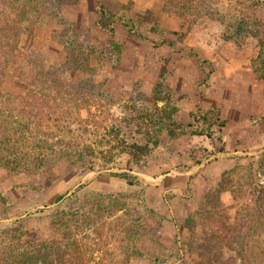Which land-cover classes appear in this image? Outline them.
Instances as JSON below:
<instances>
[{
  "label": "rangeland",
  "instance_id": "obj_1",
  "mask_svg": "<svg viewBox=\"0 0 264 264\" xmlns=\"http://www.w3.org/2000/svg\"><path fill=\"white\" fill-rule=\"evenodd\" d=\"M23 20L10 72L52 91L37 107L4 87L48 138L0 133V257L48 243L61 264H264V221L240 246L209 232L264 196V2L39 0ZM202 42H226L233 75Z\"/></svg>",
  "mask_w": 264,
  "mask_h": 264
},
{
  "label": "trees",
  "instance_id": "obj_2",
  "mask_svg": "<svg viewBox=\"0 0 264 264\" xmlns=\"http://www.w3.org/2000/svg\"><path fill=\"white\" fill-rule=\"evenodd\" d=\"M26 1H28L29 6L26 7ZM256 3H262L264 0H254ZM20 0H0V133H11L21 127L20 141L28 140H39L42 136L43 142L48 138L46 134L41 132V130L32 128L30 129L29 120L18 119V115L10 108L8 105L9 98L12 96V92L6 89L4 86L9 84L10 81H17L23 87L22 95L18 94L20 97V102L24 105L34 104L40 107L43 103V97L47 91H52L50 88H46L42 82H39L35 77L30 81L27 73L20 69V73L14 74L10 72L9 67L13 63L14 57L18 51L20 37L24 34L29 33L27 30V22L23 19L31 14L39 5V0H23L19 11L16 10L15 5H19ZM100 3V0H97ZM100 13L103 19L107 17L110 22H115L111 14H107V10L100 4ZM11 10L17 15L16 20L11 18ZM107 15V16H106ZM102 20V19H101ZM240 25V23H239ZM50 76V75H49ZM50 89V90H49ZM59 93V92H51ZM6 98V100H4ZM175 113V110L168 113L169 117ZM18 123H20L18 125ZM31 131V132H30ZM196 135L203 136L202 131H196ZM207 137H211V134H207ZM223 150L217 151L221 153ZM216 153V155H217ZM263 176V175H262ZM118 177L124 179L128 183H131L129 176L125 173H121ZM264 193V190H261ZM260 194V192H258ZM59 196L56 200L61 199ZM217 213V212H216ZM236 217L234 221L230 223L227 216H222L220 212L215 214L217 216V223H214V227L209 231L212 235L211 238L218 244L222 240H226L228 244L233 243V245L240 246L241 242L245 239H250V229H256L259 224L264 221V196L257 195L253 204H243L235 212ZM238 220V221H237ZM241 220V221H240ZM245 221V222H244ZM222 245V244H220ZM28 247L26 251H16L10 246L5 248L4 254L0 257V264H61L65 261H71L72 256L66 258V251H60V249L51 246L50 244H22L21 247ZM30 247V248H29ZM71 259V260H69Z\"/></svg>",
  "mask_w": 264,
  "mask_h": 264
},
{
  "label": "crops",
  "instance_id": "obj_3",
  "mask_svg": "<svg viewBox=\"0 0 264 264\" xmlns=\"http://www.w3.org/2000/svg\"><path fill=\"white\" fill-rule=\"evenodd\" d=\"M226 45V42H222V44H218V43H215V44H210L211 45V48H210V50H208V51H211L212 50V54H216L217 56H215V57H213L214 59H212L211 58V56H208V55H205L204 53H207L208 51L205 49V48H203L204 46L205 47H207L208 45L206 44V43H204L203 44V42L199 45V48H198V50H197V52H198V55H199V57H203V58H208V59H210L211 61H217L218 62V59H221V60H223V61H225L226 63H225V65H223L222 66V69H221V72H217V74H215V77H220V78H222L225 74L226 75H229V76H231V75H233L232 74V72L234 73V69H232V68H230V66H231V64H230V62H228L227 61V55H225V53H224V49H225V47L227 48V46H225ZM204 45V46H203ZM208 48V47H207ZM202 55H204V56H202ZM217 57H219V58H217ZM219 69V70H220ZM213 77V80L215 79V77L214 76H212ZM216 84V83H215ZM213 85H214V83H213ZM221 87H223L222 86V83H221ZM224 88V87H223ZM230 93H232V92H230ZM235 93H237V90H236V92ZM230 95H232V94H230ZM234 96V95H233ZM235 98H237V96L235 97ZM235 102H238V100H234ZM240 130V128H237L236 129V132H238Z\"/></svg>",
  "mask_w": 264,
  "mask_h": 264
}]
</instances>
